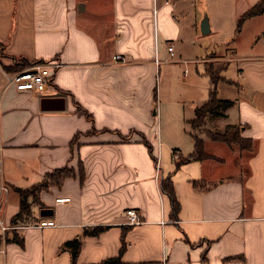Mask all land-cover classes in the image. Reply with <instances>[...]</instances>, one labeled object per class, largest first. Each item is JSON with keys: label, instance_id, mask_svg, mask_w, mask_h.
<instances>
[{"label": "crops", "instance_id": "1", "mask_svg": "<svg viewBox=\"0 0 264 264\" xmlns=\"http://www.w3.org/2000/svg\"><path fill=\"white\" fill-rule=\"evenodd\" d=\"M258 2L0 0L3 66L62 62L41 93L0 79L9 188L0 190V220L15 223L16 186L65 165L78 169L80 161L85 174L45 188L30 217L17 221L49 217L56 225L0 227V264H107L123 240L127 264H264V11L238 28ZM200 32L211 41L193 42ZM191 63L195 72L181 79L174 66ZM211 64L221 68L218 95L233 104L198 128L192 119L210 97ZM240 127L248 148L209 135ZM196 135L210 157H191ZM163 183L179 200L176 213ZM59 196L70 200L56 203ZM133 207L141 216L134 224L126 213ZM95 226L104 229L84 233ZM77 237L72 262L74 248L65 243Z\"/></svg>", "mask_w": 264, "mask_h": 264}, {"label": "trees", "instance_id": "2", "mask_svg": "<svg viewBox=\"0 0 264 264\" xmlns=\"http://www.w3.org/2000/svg\"><path fill=\"white\" fill-rule=\"evenodd\" d=\"M264 11V0H259L258 3H256L251 9H249L248 11H246L244 13V15H242L240 17V19L238 20V28L241 27L242 23L244 22L246 17L252 16V15H257L260 12ZM1 47V44H0ZM38 61H31V60H27V59H22L21 62L17 61L15 63V65L13 66H5L4 68L7 71H15V70H19V69H23L25 68V66L31 65L33 63H36ZM40 62V61H39ZM221 69V68H220ZM220 69L217 68L215 69V67L211 64L208 67L207 73L209 74L211 81H212V86H211V90L209 93V99L203 103V105L198 106L196 108V117L192 119V125L196 126V127H202L204 122H205V118L207 116V114L209 113H214V114H218L220 112L219 109H223L225 107H228L230 105L233 104L232 100L229 99H225L222 98L218 95V88H217V83L218 81H220L221 76H220ZM87 113V112H86ZM209 135L215 139V140H223L226 141L227 143H229L230 145L234 144V143H239L240 146L242 148H248L249 147V143H251L250 140L245 139L241 136V127L238 129H235L233 132H209ZM76 140V137H74L72 139V142ZM195 150L193 153H191V157L193 158H197V159H205V157H210L211 155H209L204 148V140H202V138L198 137L197 135L195 136ZM147 142V141H146ZM148 143V142H147ZM149 144V143H148ZM149 147L151 149V145L149 144ZM79 174L81 180L84 179V169H83V163L80 161L79 165H78V169H76L74 166H69V165H65L62 167H58L55 168L49 172H47L45 174L44 180H42L41 182L32 184L29 187L23 188V187H18L16 186L15 189L18 190V192L20 193V210L15 214L14 218L12 219L13 222H16L17 219H25L30 217V215L32 214V207H33V203H39L40 202V194L41 192L45 189V188H49V186L51 185H56L59 186L62 184V182L69 177H73L75 175ZM164 188L167 189L170 198L172 200L173 203V209L174 212H177V208L179 206V200L176 199V196L173 192V189L169 188L168 186H166L165 183H163ZM43 209H45V207H43ZM104 227L103 226H95L89 229H85L84 233L86 234H97L99 233L101 230H103ZM14 239L21 241V239L19 238L18 235H16L14 237ZM65 245L68 246H72L73 249V256H72V262H75L78 253L80 251V238L77 237L74 240H70L67 241L65 243ZM125 241H122L121 244V248H120V252L117 256H113V257H109L107 258L105 261L107 264H127L124 261H122L121 259V255L125 249Z\"/></svg>", "mask_w": 264, "mask_h": 264}, {"label": "built area", "instance_id": "3", "mask_svg": "<svg viewBox=\"0 0 264 264\" xmlns=\"http://www.w3.org/2000/svg\"><path fill=\"white\" fill-rule=\"evenodd\" d=\"M168 50L170 53H173V44L168 46ZM114 58L118 61H125V57L121 54H115ZM62 65V62L58 58H54L51 60H44L40 62L33 63L31 65L25 66L23 69L15 70V71H7L3 64L0 61V79L1 77H5L7 82L5 87H9L13 85L18 90H32L37 93L44 92L48 89L49 86L52 85L53 77L55 74V70ZM1 149V145H0ZM3 165L2 161L0 160V190L4 192H8L9 188L8 185L4 182L3 176ZM70 197L67 196H59L55 199L56 203L69 201ZM127 215L130 217V223L134 224L141 221V216L139 211L133 207L128 208L126 210ZM20 219H17L15 223L12 225H8L4 222V220H0V227L7 231L8 229H26L30 226H38V227H45V226H54L56 225V220L51 219L49 217H45L34 222H23L18 223ZM4 251V250H0Z\"/></svg>", "mask_w": 264, "mask_h": 264}, {"label": "rangeland", "instance_id": "4", "mask_svg": "<svg viewBox=\"0 0 264 264\" xmlns=\"http://www.w3.org/2000/svg\"><path fill=\"white\" fill-rule=\"evenodd\" d=\"M183 41H185V38H184ZM207 41H211V37L209 35H206V34H203L202 32H200L198 34V36L195 37V39H194L193 42H197V43L200 44L201 42H207ZM211 48L210 49H206V51L207 52H210L211 51ZM213 51H214V49H213ZM214 56L215 55H210L209 58H212L213 59ZM208 62H212V60H208ZM192 64L193 63L187 65L188 70H186L183 65H176V66H174L175 67V72H177V75L180 76L181 79L184 78L185 77L184 75H186V74H188L189 76H191L192 73H193V71L195 72V68H193Z\"/></svg>", "mask_w": 264, "mask_h": 264}, {"label": "water", "instance_id": "5", "mask_svg": "<svg viewBox=\"0 0 264 264\" xmlns=\"http://www.w3.org/2000/svg\"><path fill=\"white\" fill-rule=\"evenodd\" d=\"M201 30L203 33H207L210 31V22H209V19H208V16L205 15L201 21ZM49 209L48 208H45L41 211V214L42 215H45V213L48 211Z\"/></svg>", "mask_w": 264, "mask_h": 264}]
</instances>
